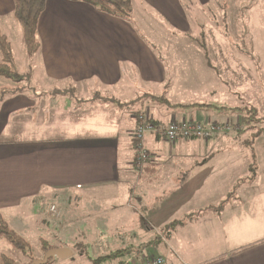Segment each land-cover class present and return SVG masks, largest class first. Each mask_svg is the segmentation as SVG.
<instances>
[{
    "label": "crops",
    "instance_id": "0c3cea01",
    "mask_svg": "<svg viewBox=\"0 0 264 264\" xmlns=\"http://www.w3.org/2000/svg\"><path fill=\"white\" fill-rule=\"evenodd\" d=\"M196 1L209 6L222 0ZM14 10V0H0V15ZM142 13L168 22L173 29L166 41L154 26L149 33L139 27ZM220 16L223 23L225 17ZM208 30L216 44L208 43L204 50L194 46L183 0H132L127 19L84 1L46 0L35 53L47 85L37 91L30 82L35 92L25 89L0 100V217L9 223L3 214L18 213L22 206L33 214L27 204L33 206L44 195L64 197L72 187L78 199H85L82 213L89 212L85 219L94 233L101 226L94 215L99 210L97 197L106 206L101 215L111 214L112 230L119 222L123 226L140 217L149 232L147 242L165 264H264V143L256 141L264 131L245 143V150L236 142L240 150L234 160L255 164V172L228 176L223 187L207 188L210 178L217 176L163 172L171 162L173 174L188 171L181 161L194 156L189 150L218 145L222 132L201 143L198 138L169 140L160 132H149V160L141 171L135 165L141 111L163 125L173 117L242 121V104L257 113L249 93L251 80L246 78L249 71L241 74V56L234 54L239 46L229 42L220 24H210ZM40 71H31L35 83L42 78ZM195 86L204 92L191 94ZM70 88L74 94L59 91ZM96 94L112 99L95 98ZM172 179L171 188L187 180L194 187L169 205L165 181ZM163 198H168L167 204L161 201L165 206L155 201Z\"/></svg>",
    "mask_w": 264,
    "mask_h": 264
},
{
    "label": "rangeland",
    "instance_id": "374dc122",
    "mask_svg": "<svg viewBox=\"0 0 264 264\" xmlns=\"http://www.w3.org/2000/svg\"><path fill=\"white\" fill-rule=\"evenodd\" d=\"M183 2L190 18V32L193 36L191 42L194 46H198L200 49L203 48L204 50L203 46L206 47V44H216V37L212 36L208 38V26L210 24L214 25L215 23L220 24L222 29H224V34L231 44L239 46V53L235 52L234 54L241 56L239 60L242 64L241 74H244L245 71H249V76L246 77L251 80L249 93L252 96L254 104H256L257 117H259V119L255 120L258 123L253 120L246 123L244 120H236V117L235 120L232 118L228 119L226 123H221L218 120L208 123L200 120L186 119L191 122L202 123L206 126L216 123L221 127V129L212 134L209 139H196L197 143L203 142L202 140L209 141L219 132L223 133L224 137H219V139L223 140L222 142L220 141L218 145L209 146L207 150H205L203 145L191 148L189 151H191L194 156L187 157L186 159L184 158L181 161L188 171L184 172V169H182L181 174H173V172L169 170V168L172 169L173 167V163L171 162L170 167L165 166L163 172L165 176H217L210 178L207 184V188L215 189L223 187L228 176H250L256 169L255 164L238 163L234 160V157L238 154L237 151L240 150L237 147L240 145L238 143L236 144V142H242L243 147L241 149L245 150V148H247L245 143H250L253 135L264 131V0H222L218 3L216 1L209 6H202L196 0H183ZM139 10L140 8L137 14ZM7 14L9 15H0V32L6 35L9 41L17 70L27 75L35 71L39 73L40 70L38 67H40V57L35 52H28L23 26L16 19L14 12H9ZM212 15H215L213 17L214 19H212ZM220 15H222V19L225 17L223 23L221 22ZM159 21L160 22L156 20L153 21L150 16L142 13L141 20H138V25L147 33L151 30V25L152 27L154 26L157 28L156 30L161 33L162 40L166 41L168 39V34H170L168 30L173 28L165 20L161 19ZM171 42L172 44H178L174 41ZM171 42L168 43L171 44ZM187 42H189L188 39ZM2 58L3 51L0 48V60ZM40 74L42 78L36 83L30 78V75L25 77L21 84L27 86L26 92H35L29 87L28 83L30 82L37 91H40V89H42L41 87H46L47 84L44 81L42 71H40ZM14 85L15 83L12 79L0 76V89ZM194 90L196 91L190 90L192 91L191 94L194 93L198 95L204 92V89L198 86H195ZM59 91L65 92V94L68 95L74 94L72 88L61 89ZM218 93H215V95ZM9 95L10 93H7L5 97ZM99 96L102 97L101 95ZM99 96L96 94L95 98ZM199 99H201V96H199ZM138 106L139 105H134L133 107L137 109ZM187 107L193 108V106ZM173 108L182 109L180 106H174ZM248 109H252V107L242 104L240 113H243V116H245ZM34 111L38 110L34 109ZM42 114L43 118H46V115L44 113ZM48 114L50 115L51 111L48 110ZM173 121L181 122L184 120H177L176 117H173L168 124ZM261 130L262 132H260ZM191 139L193 140V138ZM256 141L264 143V135L257 138ZM224 147L227 149L223 150ZM205 152L207 154H205ZM165 182L167 186L169 185L167 191L169 203L168 198H163L160 201L155 200L157 203H161L162 206H165L163 203H168L169 205L173 204L178 200V195H180L182 191L194 187V183L188 180L184 183H180L177 188H171L174 183L173 179L166 180ZM71 188L72 187L66 189V195L64 197L44 195L42 198L39 197L33 206L27 204V206L32 209L33 214L29 213L25 206H22L18 213H10L9 215L3 214L9 221L10 226L24 237L26 247L22 249L6 240H2L0 243V264L4 262L5 257L11 258L14 264H30L34 260H42L47 251L45 248L51 245L54 247H67L73 251V254L67 258L57 257L52 262L46 264H130L136 259H151L156 255L153 250L155 247L151 242H147L146 240L147 237H145V234L149 232L144 226L142 228L143 222L140 217L137 219L134 216L132 220H128L123 226H121V222H119L118 228L112 230L108 223L111 214L101 215L103 212L102 210H104L106 206L102 205L99 198L95 197L99 210L97 214L94 215L95 219L101 223L100 228L96 230L98 237H100L97 238V233L95 232V234L94 231L90 229L91 227H89V223L85 219L89 217V212L85 211L82 213V204H84L85 199H78L76 196L77 194H73ZM146 199L150 200V197L147 196ZM161 201L164 202L162 203ZM52 202L57 206V213L51 212L50 210ZM135 202L138 203L137 199H135ZM107 209H109V207ZM146 212L147 210H145V213ZM102 225L105 228H102ZM127 229H130L133 233L128 232ZM145 242H147V245L140 253V246ZM126 247H130L131 249L113 257L106 256L111 250L116 251L118 248L125 249ZM139 253L141 258L137 256Z\"/></svg>",
    "mask_w": 264,
    "mask_h": 264
},
{
    "label": "trees",
    "instance_id": "16d2710c",
    "mask_svg": "<svg viewBox=\"0 0 264 264\" xmlns=\"http://www.w3.org/2000/svg\"><path fill=\"white\" fill-rule=\"evenodd\" d=\"M74 1H84L96 9L118 16L123 18H129L132 13V0H74ZM15 10L14 15L16 19L21 23L23 26L24 31V38L26 42V46L29 53L36 52L40 47V40L38 37V25L40 17L45 10L46 7V0H14ZM0 48L3 51V58L0 60V76H3L8 79H12L15 85L11 87H3L0 89V100H3L7 93H18L23 92L26 89L25 84H21L22 81L27 76H31L30 73L23 74L17 70L15 59L13 53L11 51L9 41L7 40L6 35L0 32ZM99 96V94H98ZM100 97V96H99ZM104 99H112L108 97H101ZM257 113L255 109H249V111L245 114L244 121L249 123L251 120H257ZM163 125V124H162ZM262 132V130L260 131ZM256 135H259L256 134ZM253 135V138L256 136ZM253 138H251L250 142H252ZM52 206L55 207V211H52ZM51 212L57 213V206L55 204L50 205ZM0 239H5L9 243L13 244L16 247L24 249L26 247V242L24 237L16 231L14 228L10 226V224L0 217ZM147 244H143L140 246V249L145 247ZM54 246L51 245L50 247H46L45 250L53 248ZM131 249L130 247L127 248H119L116 251H111L107 257H113L115 255H120L125 253ZM105 256V257H106ZM158 255H155V257ZM53 260L50 259L49 263ZM2 264H14L11 258L5 257L4 262ZM131 264V263H130Z\"/></svg>",
    "mask_w": 264,
    "mask_h": 264
},
{
    "label": "built area",
    "instance_id": "2783aa9c",
    "mask_svg": "<svg viewBox=\"0 0 264 264\" xmlns=\"http://www.w3.org/2000/svg\"><path fill=\"white\" fill-rule=\"evenodd\" d=\"M137 118L138 126L135 131L137 155L135 158V165L140 171L144 169L145 164L148 162L150 157L149 150L145 145V137L149 132H160L169 140L195 137L209 139L212 134L221 129V127L216 123L206 126L202 123H195L188 120L181 122L173 121L167 126L157 124L146 111L139 112ZM51 210L55 211V207L52 206ZM165 262L166 260L164 257L154 256L151 259H136L131 264H165Z\"/></svg>",
    "mask_w": 264,
    "mask_h": 264
},
{
    "label": "water",
    "instance_id": "95a60500",
    "mask_svg": "<svg viewBox=\"0 0 264 264\" xmlns=\"http://www.w3.org/2000/svg\"><path fill=\"white\" fill-rule=\"evenodd\" d=\"M73 251L67 247H53L46 251L45 256L42 260H34L30 264H46L50 259L55 260L59 258H67L72 255Z\"/></svg>",
    "mask_w": 264,
    "mask_h": 264
}]
</instances>
